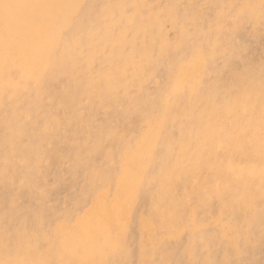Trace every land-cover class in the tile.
I'll use <instances>...</instances> for the list:
<instances>
[{"label":"rangeland","instance_id":"rangeland-1","mask_svg":"<svg viewBox=\"0 0 264 264\" xmlns=\"http://www.w3.org/2000/svg\"><path fill=\"white\" fill-rule=\"evenodd\" d=\"M88 2L81 33L55 6L42 16L29 11L36 27L6 53L12 59L0 74V239L7 251L14 255L20 236L30 234L38 235L27 250L36 252V264H264V181L237 173L238 166L264 168V0ZM45 35L52 48L43 64L37 57L30 63ZM193 42L198 53L191 59ZM78 51L81 64H71L69 76L49 79L48 71L45 93L35 91L37 68L61 67ZM242 70L246 90L237 96L230 81ZM159 96L164 108L146 128L123 119L131 105L147 110ZM181 98L187 102L180 108ZM199 98L216 126L196 128L187 115ZM226 100L231 110H220ZM18 128L21 138L14 137ZM103 171L104 185L90 181ZM80 226L88 236L77 234Z\"/></svg>","mask_w":264,"mask_h":264},{"label":"bare ground","instance_id":"bare-ground-1","mask_svg":"<svg viewBox=\"0 0 264 264\" xmlns=\"http://www.w3.org/2000/svg\"><path fill=\"white\" fill-rule=\"evenodd\" d=\"M122 1V0H121ZM48 2V3H47ZM90 2V1H89ZM88 2V0H0V4H3V5H6L5 7H3V8H0V74L2 73V71H3V69H5L6 68V66H7V64H8V62L12 59L11 58V56L9 55H7L6 53H7V51H13V47L15 46V47H19V46H22V42L24 41V40H26V38H27V36H28V33H29V27L30 28H35L36 26L33 24V22H32V20H31V17H30V15H26L29 11H37V14L38 15H41L42 16V14L44 15H46V13H45V9L47 8V6H55L56 7V9L60 12V14H61V17H63V19L65 20L66 19V24L68 25V28H69V26H74V25H76L78 28H76V30H77V32H79V33H81L82 31V28H83V26H82V22H83V11L85 10V12H86V9H83L84 7L86 8V6H88V5H90V3ZM84 4H86V6H84ZM221 5H222V3H221ZM230 7V6H229ZM108 8V7H107ZM244 8H248V7H244ZM243 8V9H244ZM245 11V10H244ZM44 12V13H43ZM241 12V11H240ZM110 13V11H106V15L108 16V14ZM246 13H247V11H246ZM32 14V13H31ZM20 16H25L24 17V19H21V17ZM35 16H36V14H35ZM82 16V17H81ZM23 18V17H22ZM36 23V22H35ZM38 27H42V25L41 26H38ZM220 27V26H219ZM198 29V26H196V30ZM92 30H93V27H89V29H88V32H89V34H92ZM88 37H90V35H88L87 36V38ZM109 37V36H108ZM29 38V37H28ZM111 38V37H110ZM92 43V42H91ZM196 43L195 42H193L192 43V45H190L189 47H188V49H189V52L191 53V59H192V57H194L198 52H197V50H196ZM113 47L114 45H113V42H110L109 43V47ZM52 48V46H51V42H50V39H48L47 37H46V35H45V37H42V36H40V38H39V40H38V42H37V44H36V47L34 48V50H33V52L30 54V63H32L33 61H32V59H33V57H37L38 58V60L40 59L41 60V63L40 64H43V61H44V59H45V57L47 56V53L49 52V50ZM154 47H149L148 49H149V53L147 52V54H146V51L143 53L146 57H147V63H146V65H145V69L143 70V71H146V69H147V67H148V65L150 64L149 62H150V59H151V55H152V53H154V51H155V49H153ZM20 49V51L22 50V48H19ZM27 49V48H26ZM112 49V48H111ZM141 49V48H140ZM203 49L205 50V46H203ZM203 49L201 48V53L203 52ZM25 50V49H24ZM75 53H77V52H75ZM92 54H90V56H91ZM185 53H183L182 52V56H183V58L185 57ZM143 56V55H142ZM190 59V60H191ZM141 60V59H140ZM80 61H82V54H81V51H78V53L77 54H75L74 55V58H73V60L72 61H70L69 63H66V64H64V65H62L61 67H57V66H53V65H51V66H49V67H47V66H45V65H42L41 67H39V68H37V70H36V74L38 75V79L36 80V86H35V91L37 92V93H45V90H44V88H43V82L44 81H42L43 79H44V77H45V74L48 72V71H51L52 73L48 76V78L50 79V78H55V72L56 73H58V78L60 77V76H62V77H64V76H69V74H70V68L72 67H70V65L71 64H77L78 62H79V65L81 64V62ZM187 61V60H186ZM30 63H28V64H30ZM141 63H143V62H141ZM144 64V63H143ZM9 65V64H8ZM186 65V64H185ZM185 65H183L182 66V68L185 66ZM56 67V68H55ZM70 67V68H69ZM190 67V66H189ZM76 68V67H75ZM141 68V67H140ZM181 68V69H182ZM191 68V67H190ZM27 69V68H26ZM181 69L180 70H177V72L174 74V77H175V79H176V76H179L178 74L180 73V71H181ZM142 71V72H143ZM74 72V71H73ZM75 73V72H74ZM20 74H21V72H20ZM119 74V73H118ZM187 74V73H186ZM181 75H183V74H181ZM246 74H245V71L244 70H242L240 73H238L236 76L238 77L237 79L235 78L234 80H232V81H230V86L231 87H233V88H236V95L237 96H241L242 94H244V91L246 90H244L243 91V89H242V84L240 85V83H242V82H239L238 80L241 78V77H243V76H245ZM20 76V75H19ZM120 76V75H119ZM123 77V76H122ZM180 77V76H179ZM20 78V77H19ZM18 79V78H17ZM58 79H56V81H57ZM117 80V79H116ZM115 80V81H116ZM178 80V79H177ZM21 81V80H20ZM98 81H100V80H98ZM122 81V80H121ZM16 82V81H15ZM58 82V81H57ZM118 83V82H117ZM194 84H195V86L196 85H200L201 84V82L199 81V80H197L196 82H194ZM103 85V84H102ZM107 85H109V84H107ZM112 86H114V85H116L115 83H112L111 84ZM181 85V84H180ZM7 87V86H6ZM107 88V87H106ZM109 88V87H108ZM2 89V88H1ZM7 89V88H6ZM16 89V88H15ZM109 89H111V87L109 88ZM3 90V89H2ZM8 90V89H7ZM11 90V89H10ZM177 90V89H176ZM193 90H194V87H193ZM216 92H218V87H216ZM185 93H187V92H185ZM189 93V92H188ZM190 94V93H189ZM20 95H22V94H20ZM180 95V94H179ZM184 95V94H183ZM174 96H176V95H174ZM177 96H178V94H177ZM40 98H41V96H40ZM162 97L161 96H159V98H157V99H155L153 102H151V104H150V106H149V108L147 109V110H143V107L141 106L140 107V104H135V105H131L130 107H128V111L130 112H126V113H124L123 114V119H126V118H128L129 117V119L131 120V119H137L139 122H141L142 124H143V126L146 128L147 127V125L150 123V122H152V116L153 115H155V114H157V111H158V108L159 107H161L162 106V108H164V101L161 99ZM220 98H222V95H221V97ZM250 98H251V95H250ZM42 99V98H41ZM43 99H44V96H43ZM249 100V99H248ZM251 101V100H250ZM187 102V100L185 99V98H181V99H179V100H177V104H179L180 105V108L182 107V106H184L185 105V103ZM197 102H198V108H196V102L194 103V104H192L191 106H190V109H189V111H188V116L189 117H192L193 119V121H194V123H197V126H195L196 128H200L202 125L203 126H206V125H214V126H216L217 125V121H216V117L217 116H215L213 119L209 116L210 114H208V109H204V108H201V99L199 98L198 100H197ZM142 104V103H141ZM219 104H222L221 106H220V110L222 109V108H227V109H229V110H231L230 109V103H228V101L226 100V101H224V102H222V103H220L219 102ZM178 106V105H177ZM232 106V105H231ZM179 108V109H180ZM226 109V110H227ZM27 110V109H26ZM169 110V109H168ZM28 111V110H27ZM11 113V112H10ZM208 114L207 115V118L209 119V120H207L206 122H203V120L205 119V114ZM181 114H183V113H181ZM13 115H15V113H13ZM13 115H11V117L13 116ZM16 115H17V113H16ZM173 115L175 116V114L173 113ZM169 116V115H168ZM173 116V117H174ZM172 117V116H171ZM173 119V118H172ZM171 119V120H172ZM11 120V124H12V118L10 119ZM15 120H16V118H15ZM14 120V121H15ZM52 121V120H51ZM16 122V121H15ZM23 122H24V119H23ZM26 122V121H25ZM10 123V122H9ZM18 123H20V121L18 122ZM17 123V124H18ZM8 124V123H7ZM16 124V125H17ZM9 125V124H8ZM14 125V124H13ZM19 125V124H18ZM22 125V124H21ZM232 125V124H231ZM11 126V125H10ZM23 126H24V124H23ZM21 127V126H20ZM228 128V127H227ZM230 128H231V126H230ZM19 129H20V131H21V128H18L17 129V132L15 133V135H14V137H17L18 138V135L20 134V138L22 137L21 135H23L24 133H23V131L22 132H20L19 133ZM6 130V129H5ZM47 130H48V132H47V138L45 139V140H47L48 139V134H49V131H50V133H51V129L48 127L47 128ZM180 130V134H182V135H184V134H186V135H188L189 137L188 138H190L189 139V143H190V145L191 146H195L196 145V141L195 140H192V138H191V135H189L187 132H186V129H184V126H181V128L179 129ZM194 130H195V128H194ZM121 131V130H120ZM119 131V132H120ZM227 132V131H226ZM225 132V133H226ZM147 133V132H146ZM189 133H191V132H189ZM123 134V133H122ZM142 134H143V132H141L140 133V136L139 137H137V138H134V140L135 141H133V144L136 142V141H138L139 139H140V137L142 136ZM153 135V134H152ZM151 135V136H152ZM228 135V134H227ZM3 136H4V134H3ZM5 136H6V134H5ZM148 136H150V134L148 135ZM1 137V136H0ZM19 138V139H20ZM35 136L33 135V136H31V139H30V142H29V144H27V146L28 147H30L28 150H30L31 149V147H32V144H33V142H34V140H35ZM230 138V137H229ZM227 140H228V138H227ZM229 140H231V139H229ZM228 140V141H229ZM129 141V140H128ZM127 141V142H128ZM139 141H141V140H139ZM143 141V140H142ZM5 143V142H4ZM244 143H242L241 145H243ZM135 145H136V143H135ZM138 145H140V144H138ZM142 145H143V143H142ZM141 145V146H142ZM145 146V145H144ZM6 147V146H5ZM4 147V148H5ZM143 147V146H142ZM9 148V147H8ZM6 149V148H5ZM27 149V148H26ZM142 149V148H141ZM128 152V151H127ZM126 152V153H127ZM130 152V151H129ZM123 156H125V155H123ZM185 156L186 155H182V157H181V159H182V161H184L185 160ZM117 157L118 158H120V159H122L121 157L122 156H120L119 154H117ZM127 157L128 158H130V156H128L127 155ZM128 158H127V160H128ZM119 159V160H120ZM131 159V158H130ZM129 161V160H128ZM125 165V164H124ZM240 165V164H239ZM228 167L231 169V170H234L233 169V166L231 165V163H229L228 164ZM238 176L240 177L239 179H241V180H243V179H245L247 176H259L260 178H262V181H261V183H263V181H264V172H262L263 171V169L264 168H262V169H259L258 168V165H251V166H238ZM125 174H126V172H125ZM101 175L102 176H105V179L107 178V176H108V173L106 172V171H103V172H100V174L98 173V175H96L95 174V176L96 177H94V178H90V181H96L97 180V182L99 183L100 182V180H101ZM130 175V174H129ZM128 175V176H129ZM127 177V176H126ZM104 178V177H103ZM219 178V177H218ZM221 179H224V178H222L221 177ZM122 180V179H121ZM124 180V179H123ZM25 177L22 175V179H20V183L22 184V185H24V183H25ZM105 181V180H104ZM103 181V182H104ZM125 181H126V179H125ZM224 181V180H223ZM222 181V182H223ZM241 182V181H240ZM101 183H99V185H100ZM224 185H225V183H223ZM102 185H104V184H102ZM102 185H100V186H102ZM123 185V184H122ZM125 185V184H124ZM223 185V186H224ZM263 185V187H264V183L262 184ZM128 187V186H127ZM123 189H125V186L123 187ZM226 189V188H225ZM122 190V189H121ZM120 190V191H121ZM127 190V189H126ZM212 191L214 192V189H212ZM88 192V191H87ZM87 192H85L84 193V195H86L87 194ZM122 192V191H121ZM124 192H125V190H124ZM43 192H41V194H42ZM221 193V192H220ZM123 194V193H122ZM128 194V193H127ZM160 194H161V199L162 198H164V190L162 191V192H160ZM160 194H158V195H160ZM210 194H211V191L210 192H208V196H210ZM129 196V195H128ZM99 197V196H98ZM102 197V196H101ZM125 197V196H124ZM213 198H214V196H212ZM103 198V197H102ZM224 198V197H223ZM246 198V197H245ZM125 199V198H124ZM119 200V199H118ZM163 200V199H162ZM204 200H206V199H204ZM248 200H250V199H248ZM100 201H101V198H100ZM209 201H210V199H209ZM202 202L203 203H205V202H208V200H206V201H201L199 204H200V207L201 206H203V205H201L202 204ZM256 202V201H255ZM93 203H94V201H93ZM105 203V202H104ZM115 204H118L117 202L115 203ZM122 204V203H121ZM94 204H92L91 206H93ZM105 205V204H104ZM108 205V204H107ZM160 205V204H159ZM159 205H156L155 206V210L156 211H158L157 210V208H160V206ZM249 205L250 206H255L256 205V203H252V201H250L249 202ZM116 206V205H115ZM121 206V205H120ZM163 206V205H162ZM105 207H107V206H105ZM110 209H111V207H109ZM108 208V209H109ZM162 208V207H161ZM105 209V208H104ZM112 210V209H111ZM94 211V210H93ZM93 211H91L90 212V214L93 212ZM159 212V211H158ZM114 214V213H113ZM95 216V215H94ZM115 216V215H114ZM116 216H118V215H116ZM94 218V217H93ZM93 220V219H92ZM125 220V219H124ZM83 221H85V218H83ZM79 222V221H78ZM164 222V221H163ZM100 226H102L101 224H99ZM97 227V226H96ZM106 227V226H105ZM100 228V227H99ZM84 229V226H80L78 229H77V234L78 233H80V232H82V234L83 233H85L86 232V230H83ZM102 229H103V227H102ZM104 229H106V228H104ZM55 230V228H48V232L49 233H47V234H52L53 233V231ZM57 230V229H56ZM103 231V230H102ZM108 231V230H107ZM100 233V232H99ZM59 234H60V232H59ZM88 234V233H87ZM86 233H85V236L87 235ZM93 234V233H92ZM109 234V233H108ZM53 235H56V234H53ZM89 235V234H88ZM87 235V236H88ZM83 236H84V234H83ZM91 237H92V235H90ZM102 236V235H101ZM107 236V235H106ZM21 238H23V239H21V242L20 243H18V244H16V251H15V253H14V255H11V253H9L8 251H7V244L6 243H2V241H1V239H0V242L2 243L1 245H0V264H36V260H37V254H36V252H33V253H31V254H29L28 252L29 251H27L28 250V248L31 246V244L33 243V241H35L34 239L36 238V237H38V235H24V234H22L21 236H20ZM105 237V236H104ZM112 237V236H111ZM47 238V237H46ZM55 238V237H54ZM24 239H27V240H24ZM56 239V238H55ZM83 239H84V237H83ZM7 240V239H6ZM59 240V239H58ZM64 240V239H63ZM51 241V240H50ZM48 242V241H47ZM55 242V241H54ZM81 242H83V241H81ZM80 242V243H81ZM88 243L90 242V241H87ZM113 242V241H112ZM111 242V243H112ZM78 243V242H77ZM52 243L50 242V244L49 245H51ZM54 244V243H53ZM52 244V245H53ZM59 244H61V242H59ZM58 244V245H59ZM74 244V243H73ZM65 245V244H64ZM231 245H234V243H232L231 242ZM229 246V245H228ZM24 247H25V249H24ZM48 247V246H47ZM51 247V246H50ZM59 247H61V246H59ZM58 247V248H59ZM69 248V247H68ZM46 249H49V247L48 248H46ZM45 249V250H46ZM60 249V248H59ZM22 250V251H21ZM32 250L33 251H36L33 247H32ZM38 250V249H37ZM42 250V249H41ZM61 250V249H60ZM27 251V252H26ZM39 251V250H38ZM43 251H44V249H43ZM43 251H42V253H43ZM50 251V250H49ZM49 251L46 253V254H48L49 253ZM69 251H70V249H69ZM68 251V252H69ZM72 251V250H71ZM74 251V250H73ZM40 252V251H39ZM60 252V251H59ZM59 252H57L56 254H58ZM75 252V251H74ZM230 252V251H229ZM228 252V253H229ZM41 253V252H40ZM41 253V254H42ZM71 253V252H70ZM66 255H68V253L66 254ZM47 257H48V255H46ZM71 256V255H70ZM226 256V255H225ZM47 257H46V259H47ZM50 257V256H49ZM69 257V256H68ZM67 257V258H68ZM72 257V256H71ZM44 258H45V255H44ZM43 258V256H42V258L41 259H44ZM66 258V259H67ZM226 258H227V256H226ZM45 259V260H46ZM49 259H51V258H48V262L50 263L51 261H49ZM63 259H64V257H63ZM225 259V258H224ZM52 260V259H51ZM65 260V259H64ZM38 261V260H37ZM59 261V260H58ZM69 261V260H68ZM40 262H43V260L42 261H40ZM48 262L46 261V264H48ZM62 262V261H61ZM71 262V261H70ZM67 263V262H66ZM38 264H40L39 262H38ZM57 264H58V262H57ZM60 264V263H59Z\"/></svg>","mask_w":264,"mask_h":264},{"label":"snow or ice","instance_id":"snow-or-ice-1","mask_svg":"<svg viewBox=\"0 0 264 264\" xmlns=\"http://www.w3.org/2000/svg\"><path fill=\"white\" fill-rule=\"evenodd\" d=\"M6 5H3V4H0V8H3V7H5Z\"/></svg>","mask_w":264,"mask_h":264}]
</instances>
